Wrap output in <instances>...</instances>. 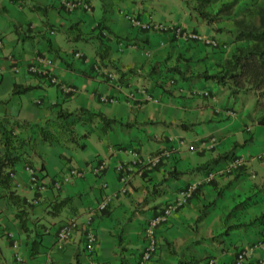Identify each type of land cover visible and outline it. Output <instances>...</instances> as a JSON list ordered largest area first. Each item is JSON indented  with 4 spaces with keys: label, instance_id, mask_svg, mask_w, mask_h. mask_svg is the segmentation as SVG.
<instances>
[{
    "label": "crops",
    "instance_id": "crops-1",
    "mask_svg": "<svg viewBox=\"0 0 264 264\" xmlns=\"http://www.w3.org/2000/svg\"><path fill=\"white\" fill-rule=\"evenodd\" d=\"M62 1L0 0L4 42L0 121L16 134L6 146L0 140V154L6 147L19 154L11 167L14 175L0 182V264H16L15 252L22 264H44L48 258L52 264H89L91 258L101 264H138L146 220L210 169L224 166L236 155L249 159L264 152V127L255 121L252 96H232L225 86L201 76L203 70L215 69L219 50L138 28L126 15L191 29L228 49L233 45L231 22L220 19L206 24L193 10L195 0H84L90 9L73 11L66 10ZM227 1L213 0L208 9L214 12ZM78 41L85 48L77 47ZM76 51L81 57L74 56ZM35 54L50 58L52 73L77 91L65 94L44 77L28 72L26 66ZM9 55L17 59L18 68H12ZM15 85L30 89L14 93ZM128 89L136 90L133 100L126 99ZM200 90L210 95L192 93ZM102 94L117 100L104 102ZM147 94L157 101L147 100ZM80 109L117 122L104 130L100 117ZM230 109L234 114L227 115ZM58 111L75 114L64 119ZM35 124L49 131L46 137ZM209 136L217 137L213 148H187ZM89 143L96 154L85 151ZM126 148L143 156L159 148L171 152L149 171L139 173L133 168L126 191L118 192L121 183L115 165L132 159ZM102 158L107 166L101 175L86 174L58 189L48 184L42 200L30 202L36 192L29 183L28 165L47 181L70 165L86 167ZM206 162L210 164L200 167ZM9 194L18 196L19 204ZM67 196L70 205L54 213L52 203ZM106 196H111L107 209L91 220L98 236L94 252L84 248L79 229L61 249L55 248L62 223L69 218L82 222L87 210ZM20 218L27 231L22 230ZM156 235L159 246L146 264H207L210 259L215 264H233L240 249L248 250L244 264L264 260V155L248 160L234 175L201 183L192 198L159 225ZM33 240L38 242L35 253Z\"/></svg>",
    "mask_w": 264,
    "mask_h": 264
},
{
    "label": "built area",
    "instance_id": "built-area-1",
    "mask_svg": "<svg viewBox=\"0 0 264 264\" xmlns=\"http://www.w3.org/2000/svg\"><path fill=\"white\" fill-rule=\"evenodd\" d=\"M61 5L68 11H73L76 9L81 10H89L90 5L88 2L84 0H63ZM126 18L128 21L138 28L146 29V30H159L163 32L170 33L172 36L177 38H182L184 40H193L198 41L203 44L211 45L213 47L218 46L220 43L213 37L201 34L197 31L187 29L172 23H164L157 22L153 20H139L136 17L127 14ZM3 39L0 37V48L3 46ZM81 52H74L75 57H81ZM12 68H18V62L15 57L12 55L8 56ZM52 60L43 56L42 54H35L33 58L28 62L26 69L28 72L38 75L40 77H44L49 81L50 84L56 85L62 92L65 94H73L77 91V89L68 83L61 82L55 74L52 73ZM1 73V71H0ZM194 95H203L208 96L207 90L193 91ZM126 99L133 100L136 95V90L128 89L125 93ZM101 100L104 102H115L117 100L116 97H109L107 95L100 96ZM146 99L156 102L157 98L147 94ZM36 102H40V100H36ZM227 115L234 114V110H226ZM216 136H209L205 140L198 142L197 144H188L187 148L191 151L202 150L204 148H213L217 144ZM127 153L132 156V159L127 161H120L115 165V170L118 174V179L121 183V186L118 192H125L131 177V173L133 168L137 170L139 173H143L151 170L154 166H156L163 158L169 156L170 150L167 148H159L157 150L152 151L151 153L143 156L139 152H137L134 148H126ZM264 155V152L251 156L249 159L236 155L230 158L224 166L211 169L204 174L203 177L199 179L192 180L188 182L178 193L177 195L170 201L165 202L161 205L158 212H156L153 216L146 220V224L144 227V239L145 245L142 250L140 259L138 264H146L152 256L155 254L159 241L156 235V230L160 224L166 222L170 215L182 207L188 200H190L198 189L199 185L203 182H211L215 177L219 175H234L238 171H240L248 160L254 158L259 159ZM107 166L106 159H98V161L94 164L88 165L86 167L78 168L76 166L70 165L66 167L59 177L48 179L47 181H42L39 177V173L32 166H27L26 169L29 173V183L31 188L36 192V195L31 198V203H38L42 200L43 191L50 184L54 188H60L64 183L72 181L75 178H82L86 174H91L93 176H99L104 171ZM14 173L9 171V176L12 177ZM106 182L101 183V187H105ZM111 196H106L100 199L95 206L90 207L85 213V217L82 222H80L76 218H69L65 220L59 229L56 232V240H55V248L61 249L64 243L69 239L72 232L74 230H80L84 237V248L89 254H92L95 250L96 245L98 244V236L91 225V220L94 214L98 212H103L108 207V202ZM8 235H12L8 233ZM262 244L264 245V235L262 237ZM12 246L14 248L17 247V242L13 241ZM15 261L16 264H22L21 256L15 252ZM248 258V250L240 249L236 252V255L233 260V264H244L246 259ZM44 264H52V259L48 258ZM89 264H101L94 258H91ZM207 264H215V261L210 259ZM254 264H264L263 259H259L254 262Z\"/></svg>",
    "mask_w": 264,
    "mask_h": 264
},
{
    "label": "trees",
    "instance_id": "trees-1",
    "mask_svg": "<svg viewBox=\"0 0 264 264\" xmlns=\"http://www.w3.org/2000/svg\"><path fill=\"white\" fill-rule=\"evenodd\" d=\"M211 2H213V0H195L193 10H195L206 24H212L220 19L231 22V28L228 31L232 35L233 45L230 47V52L227 56L219 58L218 62L215 64L216 67L214 70H203L201 76L204 79H210L219 85L225 86L232 96L242 93L245 95L250 94L253 98L252 110L255 114V121L257 124L264 127V0H229L222 3L214 12L208 9ZM102 28L103 27H100V29ZM208 46L214 48L211 45ZM227 46L228 45L224 43H220L215 49L223 53ZM28 89H30V86L15 85L13 92L23 93ZM209 95L208 91V96ZM79 111L88 114V116L94 115L100 117L104 130L111 124L117 122L115 119L108 118L100 112H90L85 109H80ZM73 114L75 113L58 111L57 116L66 119ZM1 122L2 121H0V140L3 145L6 146V144H10L14 141L16 134L12 128H8ZM71 122L72 121H69V124ZM18 125L23 124L21 123ZM34 126L41 133L43 138L47 136L49 131L45 127L37 124ZM60 127H64V124ZM228 154L229 152H226L224 155L227 156ZM17 159H19V154H12L7 147L5 151L0 154V182H7L10 179L9 171H12L11 167L13 162ZM216 161L217 158L212 162ZM209 164L210 162H206L200 167H206ZM7 168L9 170L6 171ZM9 197L14 204H19L18 196L9 194ZM70 201L71 198L69 196L54 201L52 203V211L54 213L59 212L63 207L70 205ZM17 215L21 217L20 211ZM19 221L22 230L27 231L25 220L20 218ZM37 244V240H33L31 247L33 253L36 252ZM178 264L191 263L178 262Z\"/></svg>",
    "mask_w": 264,
    "mask_h": 264
},
{
    "label": "rangeland",
    "instance_id": "rangeland-1",
    "mask_svg": "<svg viewBox=\"0 0 264 264\" xmlns=\"http://www.w3.org/2000/svg\"><path fill=\"white\" fill-rule=\"evenodd\" d=\"M235 8H237V7H235ZM236 10V9H235ZM222 22V21H221ZM217 40V39H216ZM218 41V40H217ZM75 44H76V46L77 47H79V48H85V44H84V42H81V41H78V42H74ZM68 47V45L66 46V48ZM218 50V49H217ZM230 52V49H228V46L226 47V50L223 52V53H221V55H220V58L221 57H223V56H226V55H224V54H228ZM242 94H244V93H242ZM102 95H105V94H102ZM247 95V98L250 96L251 97V95L250 94H246ZM93 143H89V145L87 144V148H86V152H91L92 154H96L95 152H97V151H95L96 149L94 148V147H92L91 145H92ZM53 157H55V153H53L52 154V157L51 158H53ZM58 156H56V158H57Z\"/></svg>",
    "mask_w": 264,
    "mask_h": 264
}]
</instances>
